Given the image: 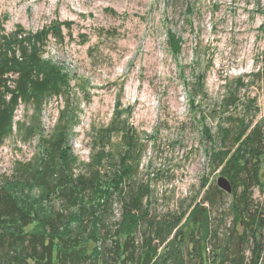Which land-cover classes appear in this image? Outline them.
<instances>
[{
    "label": "rangeland",
    "instance_id": "374dc122",
    "mask_svg": "<svg viewBox=\"0 0 264 264\" xmlns=\"http://www.w3.org/2000/svg\"><path fill=\"white\" fill-rule=\"evenodd\" d=\"M55 21L73 26H63V43L49 37L44 58L73 78L69 95L47 99L42 132L51 134L70 96L67 118L71 150L79 159L77 177L89 175L88 165L103 148L110 156L101 172L117 171L126 150L125 127L133 129L138 136L134 154L141 155L133 179L152 189L150 216L163 220L190 214L223 175L209 158L211 149L225 146L221 127L233 130L228 148L240 118L264 129V0H0V40L18 26L26 30L24 36L38 35ZM169 30L181 39L179 55L169 48ZM35 114L33 103L17 108L14 133L0 147V184L17 161H28L42 149L40 134L25 141L17 133L19 123L29 125ZM114 120L111 140L100 142ZM204 126L211 129L212 141ZM259 176L252 196L264 211V160ZM232 199L225 192L216 205L205 204L210 227L220 236L233 226ZM113 200L109 225L122 213V200L117 194ZM182 224L184 255L186 248L201 245L205 258L213 256L215 241L206 237L207 227L196 229L186 218ZM145 227L142 223L139 239ZM193 231L197 242L190 238Z\"/></svg>",
    "mask_w": 264,
    "mask_h": 264
},
{
    "label": "trees",
    "instance_id": "16d2710c",
    "mask_svg": "<svg viewBox=\"0 0 264 264\" xmlns=\"http://www.w3.org/2000/svg\"><path fill=\"white\" fill-rule=\"evenodd\" d=\"M189 10L193 11L192 7ZM63 26L71 29L73 23L55 21L38 35L26 36V30L18 26L13 34L0 40V147L14 133L17 108L21 103H33L35 116L29 125L19 123L17 133L25 141L40 134L42 148L34 158L17 161L13 174L0 184V263L262 264L264 211L255 204L252 194L253 187L261 183L263 127L251 128L240 118L234 144L227 147L232 128L221 127L225 146L209 152L214 170L221 168V174L231 181L232 193L214 185L190 214L184 211L172 218L154 219L150 216L151 200L147 198L152 192L150 185H138L133 179L141 157L140 153L134 154L138 136L133 129L125 127L126 150L117 171L101 172L105 157L110 156L103 148L88 165L89 175L77 177L74 166L79 159L71 150L67 118L70 96L68 107L62 111L51 134L42 132L40 118L47 99L64 93L69 95L71 90L70 71L44 58L50 36L62 43L65 41ZM82 36L86 40L87 36ZM180 43L177 34L169 30L168 44L174 55L182 51ZM115 120L105 129L100 142L111 140ZM203 129L212 141L211 129L207 126ZM36 189L39 194H34ZM225 192L232 194L229 212L234 218L233 226L220 236L210 227V210L205 204L216 205L224 199ZM115 194L122 200L121 219L109 225L107 216L114 212ZM185 218L196 229L207 227L206 237L212 235L215 241L213 256L205 258L201 245L193 251L186 248L184 255L182 248L187 239L182 222ZM142 223L146 227L139 239ZM194 234L195 231L190 237L192 241H199Z\"/></svg>",
    "mask_w": 264,
    "mask_h": 264
},
{
    "label": "water",
    "instance_id": "95a60500",
    "mask_svg": "<svg viewBox=\"0 0 264 264\" xmlns=\"http://www.w3.org/2000/svg\"><path fill=\"white\" fill-rule=\"evenodd\" d=\"M217 185L219 188L226 191L227 193H232L233 191V185L231 181L223 175L218 178Z\"/></svg>",
    "mask_w": 264,
    "mask_h": 264
}]
</instances>
